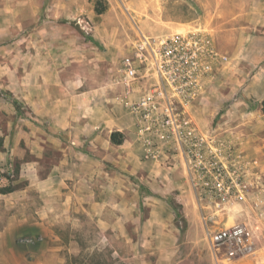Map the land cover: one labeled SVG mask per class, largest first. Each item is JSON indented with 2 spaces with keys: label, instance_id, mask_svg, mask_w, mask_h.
Returning a JSON list of instances; mask_svg holds the SVG:
<instances>
[{
  "label": "rangeland",
  "instance_id": "1",
  "mask_svg": "<svg viewBox=\"0 0 264 264\" xmlns=\"http://www.w3.org/2000/svg\"><path fill=\"white\" fill-rule=\"evenodd\" d=\"M142 34L179 35L165 92L227 193L192 191L171 141L144 146L128 103L154 69L128 95L121 70ZM0 188V264H264V0H0ZM241 222L255 252L214 255L206 231Z\"/></svg>",
  "mask_w": 264,
  "mask_h": 264
},
{
  "label": "built area",
  "instance_id": "2",
  "mask_svg": "<svg viewBox=\"0 0 264 264\" xmlns=\"http://www.w3.org/2000/svg\"><path fill=\"white\" fill-rule=\"evenodd\" d=\"M179 35L169 34L164 37L153 38L142 34L134 43L131 55L122 60V80L126 84V94L133 92L132 84L139 77L143 69H154L155 85L149 94L141 95L136 100L128 103L130 112L140 117V123L146 121L142 131L147 133L144 139V146L152 147L154 144L167 146L168 142L175 145L176 150L185 159V168L192 191H229L223 183L212 179L202 169V177H198L194 168L195 154V127L187 120L180 119L174 111L169 96L165 92V84L170 83L166 76L167 67H185L177 59L180 57L182 45L179 44ZM147 73V72H146ZM171 82L176 80L172 77ZM164 99V107L157 111L155 101ZM167 99V100H166ZM201 152V150H199ZM229 188V187H228ZM201 199V197L199 198ZM207 226V223L204 222ZM206 240L214 255L222 252L226 259L241 258L252 255L255 252V233L248 223H234L229 226H222L215 230L206 231Z\"/></svg>",
  "mask_w": 264,
  "mask_h": 264
},
{
  "label": "crops",
  "instance_id": "3",
  "mask_svg": "<svg viewBox=\"0 0 264 264\" xmlns=\"http://www.w3.org/2000/svg\"><path fill=\"white\" fill-rule=\"evenodd\" d=\"M115 132V131H114ZM119 132V131H118ZM113 144V143H112ZM115 146L116 145H119L120 147L119 148H121L122 146H125V147H123L124 148V151L125 152H127V145H126V143L125 144H114ZM150 160H153V159H150ZM141 163L143 164L142 165V167L144 168V170H146V172H145V176L143 177V182L148 186V189L149 190H151V191H155V192H158V191H167V186L166 185H160L159 184V182L157 181V180H152V178H153V173H152V168H151V165L149 166V164L146 162V160L144 161H141ZM147 170H149L148 172H150V173H148L147 172ZM155 173H157V170H156V172ZM181 174V173H180ZM179 174V176H180V180H182V177H181V175ZM144 175V174H143ZM172 175H174L173 173L171 174V176ZM149 176L151 177V179L149 178ZM163 176L165 177V175H164V173H163ZM177 176V175H176ZM175 177V176H174ZM164 179L165 178H161V181L162 182H164ZM175 180L177 179V178H174ZM175 183H177L176 184V186L174 187L173 185V187H171L170 188V190L171 191H190V189H188V187H186V185L184 184V183H181V184H179L180 182H178V180H176V182ZM174 184V183H173ZM178 184H179V189H173V188H178ZM191 205V204H190ZM229 221V220H228ZM228 223V222H227ZM195 223H190V228H195L196 226L194 225ZM206 242H207V240H206ZM207 245H208V242H207ZM208 248H209V245H208ZM210 249V248H209Z\"/></svg>",
  "mask_w": 264,
  "mask_h": 264
},
{
  "label": "trees",
  "instance_id": "4",
  "mask_svg": "<svg viewBox=\"0 0 264 264\" xmlns=\"http://www.w3.org/2000/svg\"><path fill=\"white\" fill-rule=\"evenodd\" d=\"M97 12H101L102 10L101 9H96ZM120 134L118 131H115V132H112L111 135H110V138H111V141L113 143H120L121 140L120 138L118 137ZM3 189L0 188V191H2Z\"/></svg>",
  "mask_w": 264,
  "mask_h": 264
}]
</instances>
